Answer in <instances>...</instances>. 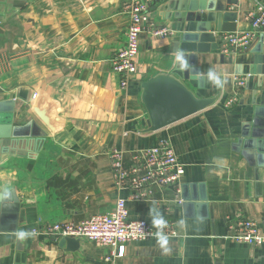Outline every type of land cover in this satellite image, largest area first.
<instances>
[{"label": "crops", "instance_id": "1", "mask_svg": "<svg viewBox=\"0 0 264 264\" xmlns=\"http://www.w3.org/2000/svg\"><path fill=\"white\" fill-rule=\"evenodd\" d=\"M128 1L0 0V103L14 102L11 130L17 138H42L44 133L31 150L29 140L17 150L20 156L0 163V264H264V248L229 239L242 221L264 232V167L242 155V134L251 131L254 110L264 107V76L251 75L254 55L248 49L221 54L218 12L211 13L213 18L201 14L199 22L208 25L219 49L186 56L196 58L202 78L187 85L201 97L217 96V101L159 132L144 134L147 116L139 103L140 84L162 70L182 71L175 55L181 35L194 32V25L180 5L184 0L155 3L150 21L170 28L172 35L164 41L140 36L137 72L122 91L111 62L125 44L128 19L123 8ZM231 2L236 5L227 11L237 15L235 32L250 31L246 16L253 10L251 0ZM219 3L224 7L226 2ZM231 26V21L222 22V27ZM210 70L224 81L222 88L208 80ZM236 78L244 80L237 95ZM230 100L234 103L227 106ZM36 101L58 109L56 133L34 115ZM161 140L170 142L184 165L179 191L154 187L142 199H135L134 190L119 191L110 152L119 150L129 158ZM182 186L205 200L196 202L191 214L180 206ZM118 199L127 201L130 220L152 225L150 212L157 210L177 237L166 243L129 242L123 257L108 263L103 259L109 250L88 241L70 252L43 236L16 237L19 230L79 224L107 214Z\"/></svg>", "mask_w": 264, "mask_h": 264}, {"label": "built area", "instance_id": "2", "mask_svg": "<svg viewBox=\"0 0 264 264\" xmlns=\"http://www.w3.org/2000/svg\"><path fill=\"white\" fill-rule=\"evenodd\" d=\"M161 0H129L123 10L128 19L123 49L112 59V71L120 76V89L125 91L128 80L137 72L136 60L139 55L140 36L147 34L157 41H164L172 35L168 27H160L149 19V12L155 3ZM253 10L246 16L250 31L222 33L221 54L234 55L247 50L257 34L264 30V0H251ZM244 87V80L236 78L235 95ZM236 100V98H234ZM234 103L230 100L227 106ZM111 173L115 186L119 191L134 190L135 199L149 195V190L156 188H173L179 191L180 180L184 175V165L175 154L172 145L167 140H161L156 145L136 150L125 157L119 150L109 154ZM162 231L167 238L177 237L171 223H166L163 229H157L145 221L128 219L127 201L118 199L114 208L107 214H99L80 222H58L43 224L32 230V235L43 236L58 242L63 238L88 241L97 247L109 250V256L104 263L122 258L124 246L129 242L158 240L157 231ZM233 242L251 247L264 248V232L255 223L242 221L233 235Z\"/></svg>", "mask_w": 264, "mask_h": 264}, {"label": "water", "instance_id": "3", "mask_svg": "<svg viewBox=\"0 0 264 264\" xmlns=\"http://www.w3.org/2000/svg\"><path fill=\"white\" fill-rule=\"evenodd\" d=\"M181 2L180 5L185 14L190 15L189 23L194 25V32L184 33L180 37V44L178 52H182L184 58L188 62V69H183L179 74L174 71H159L157 74L146 79L140 84L139 88V103L142 105L147 116L146 129L144 134H153L159 132L169 126L181 122L191 116L201 113L212 107L216 101L217 96L201 97L198 93L187 85L189 81H202L200 79V68L195 64V56L197 54H207L210 51H218V45L207 30L208 25L200 23L203 13H207L208 18H213L211 13L218 12L216 19L217 33H234L236 31L235 22L237 15L227 11L228 6L236 5L231 0H202L199 4L195 0L190 3ZM218 1V2H216ZM221 1L226 2L224 7L220 6ZM208 2V3H207ZM188 15V16H189ZM186 16V15H184ZM231 21L233 26L222 27V22ZM214 41V44L212 43ZM212 43L211 47H205L204 44ZM216 43V44H215ZM247 53L254 55L253 64L251 65V75L264 76V33H259L254 39ZM261 87V84L259 85ZM198 88H202L198 84ZM264 96V95H263ZM264 104V100H263ZM14 109V102L0 103V163H3L8 157L20 156V152L24 147V143H28L30 139L21 140L15 135L17 132L11 130L12 115ZM32 111L38 120L50 131L56 133L58 128L55 127L58 121V109L53 105L41 104L39 101L34 102ZM6 113V114H2ZM264 107H257L254 110L253 119L251 121V131L242 134L244 141L242 145V155L245 159L254 162L258 167H264ZM34 125V124H33ZM42 138L31 137V146L44 140V133ZM28 143V144H29ZM254 165V164H253ZM194 187V186H193ZM192 189L194 190V188ZM191 189V188H190ZM180 206L186 212L191 214L194 204L198 201L204 202V199H198L194 193L189 195L188 187L182 186L180 188ZM4 200V199H3ZM14 203L17 202L13 198ZM6 209H4L5 211ZM192 216V215H191ZM2 228H0V231ZM82 240L63 238L58 241L59 247H69L70 252H76Z\"/></svg>", "mask_w": 264, "mask_h": 264}, {"label": "clouds", "instance_id": "4", "mask_svg": "<svg viewBox=\"0 0 264 264\" xmlns=\"http://www.w3.org/2000/svg\"><path fill=\"white\" fill-rule=\"evenodd\" d=\"M175 64L179 65L180 69H187L189 67L187 60L184 58L182 52H177L175 55ZM208 80L212 82V84L216 87L222 88L224 85V81L214 72L209 71L208 74ZM150 214L152 215V225L155 226L157 229H163V227L166 225V221L164 218L160 215V213L152 209ZM31 231L26 230H19L16 232V237L18 240H25L32 236ZM159 242L166 243L167 237L164 235L162 231H157L156 233Z\"/></svg>", "mask_w": 264, "mask_h": 264}]
</instances>
